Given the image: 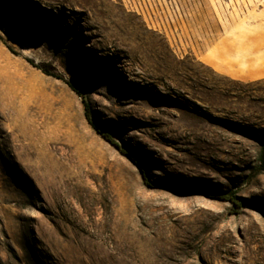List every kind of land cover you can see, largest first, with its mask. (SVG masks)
I'll use <instances>...</instances> for the list:
<instances>
[{
  "label": "rangeland",
  "instance_id": "1",
  "mask_svg": "<svg viewBox=\"0 0 264 264\" xmlns=\"http://www.w3.org/2000/svg\"><path fill=\"white\" fill-rule=\"evenodd\" d=\"M259 54L264 0H0V264H264Z\"/></svg>",
  "mask_w": 264,
  "mask_h": 264
},
{
  "label": "trees",
  "instance_id": "2",
  "mask_svg": "<svg viewBox=\"0 0 264 264\" xmlns=\"http://www.w3.org/2000/svg\"><path fill=\"white\" fill-rule=\"evenodd\" d=\"M9 51L10 48L7 47ZM30 65H32L33 67H35L36 69L40 70V72L45 75V76H48V77H51L55 80H58V81H62L63 83H65L75 94L77 95H80L79 92L77 90H75V88L69 84L68 82H66L64 80V78L58 74L57 72H50L47 68H39V67H36L34 66L33 62L31 60H26ZM81 97V96H80ZM83 100V98H82ZM83 107H84V117L86 119V121L88 122V124L92 125V122L89 118V107L88 105L86 104V102L83 100ZM94 129L96 130V132L98 133V135L103 139L105 140L107 143H109L111 146L115 147L116 149L120 150L119 146L117 145V143L105 132L101 131V130H98L97 128H95V126H93ZM126 156L130 159V161H132L136 166L137 168L139 169L140 173L143 175L145 173V170L142 166V164L140 162H138L137 160H135V158L129 154H126ZM149 188H154V187H166L168 190L170 191H173V192H179L181 193L182 192V189L180 188H177V187H173V186H170V185H162V184H152L151 182H147L146 184ZM198 194H202L206 197H209V198H212V199H215V200H219V201H224V202H229L231 203L236 209H240L242 204L238 202L237 198L232 195V194H222V195H214V194H208L204 191H201V190H196L194 191Z\"/></svg>",
  "mask_w": 264,
  "mask_h": 264
},
{
  "label": "crops",
  "instance_id": "3",
  "mask_svg": "<svg viewBox=\"0 0 264 264\" xmlns=\"http://www.w3.org/2000/svg\"><path fill=\"white\" fill-rule=\"evenodd\" d=\"M260 57H264L262 55L259 54ZM220 68L225 67L224 65H219ZM260 76V77H264V66H260L252 71H247L246 76Z\"/></svg>",
  "mask_w": 264,
  "mask_h": 264
},
{
  "label": "bare ground",
  "instance_id": "4",
  "mask_svg": "<svg viewBox=\"0 0 264 264\" xmlns=\"http://www.w3.org/2000/svg\"><path fill=\"white\" fill-rule=\"evenodd\" d=\"M245 45V44H244ZM210 61V60H209ZM208 62V61H207ZM209 63V62H208ZM216 68V67H215ZM217 70V69H216ZM221 73V72H220ZM247 73V72H246ZM224 74H226V73H224Z\"/></svg>",
  "mask_w": 264,
  "mask_h": 264
}]
</instances>
